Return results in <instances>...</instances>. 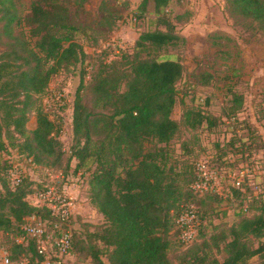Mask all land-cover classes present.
Listing matches in <instances>:
<instances>
[{"label": "trees", "instance_id": "1", "mask_svg": "<svg viewBox=\"0 0 264 264\" xmlns=\"http://www.w3.org/2000/svg\"><path fill=\"white\" fill-rule=\"evenodd\" d=\"M112 1L116 11L108 9L103 0L100 18L92 25L73 16V0H33L28 11L22 0H0L3 241L10 246L14 243L28 215L50 216V209L27 199L43 183L37 184L28 174L16 186L9 182L11 163L5 152L13 147L17 153L32 157L31 164L81 171L83 192L104 218L94 229L78 220L79 215L74 220V255L89 256L92 264H264V199L241 205L235 222L227 227L215 224L206 234L204 220L214 209L212 202L243 197L245 189L233 182L223 193L195 192L192 183L199 175L198 160L180 167L171 162L169 143L181 126L172 116L176 84L185 66L177 58H160L153 53L175 37V26L167 16L172 0H141L133 15L139 19L152 4L166 30H145L132 50L121 49L112 58L101 57L96 63L87 58L75 33L91 38L88 29L112 30L123 12L122 1ZM224 9L237 26L264 30V0H225ZM104 54L108 55V50ZM77 65H81L82 75L72 103V136L66 145L62 139L64 116L48 104L49 88L56 76ZM193 76L198 84H208L213 77L209 71ZM242 104L243 96L233 91L225 121L234 124ZM32 112L36 113V126L30 129ZM183 121L191 127L204 123L211 128L221 119L185 105ZM208 162L220 172L218 165ZM253 203L258 212L250 215ZM189 204H194L201 224L193 241L185 244L177 219ZM171 234L185 245L174 255ZM35 252L32 241L16 250L18 256ZM255 256L262 259L252 261Z\"/></svg>", "mask_w": 264, "mask_h": 264}, {"label": "rangeland", "instance_id": "2", "mask_svg": "<svg viewBox=\"0 0 264 264\" xmlns=\"http://www.w3.org/2000/svg\"><path fill=\"white\" fill-rule=\"evenodd\" d=\"M22 1L28 11L33 0ZM73 1V16L86 24H96L103 0ZM105 1L108 9L115 10L112 0ZM120 1L123 12L112 30L105 31L101 27L96 28L98 31L88 29V36L92 35L91 38L84 33H75L88 54L87 58L96 63L101 61V57L107 56L110 59L116 55V51L107 46L109 40L120 41L125 45L123 49L132 50L141 32L156 28L166 30L165 24L158 21L160 16L154 11L152 4L135 22L132 15L139 11L141 0ZM224 4L225 0H172L167 7V16L175 26V37L153 53L160 58H177L185 66V73L176 84L178 94L172 116L181 122V126L169 143L172 149L171 162L180 167L199 159L211 163L213 161L219 167L218 177L223 191H229L235 181L230 176L231 173L241 177L242 187L245 189L243 197L212 202L214 209L210 210L209 217L204 220V223L207 222L206 234L213 230L215 224L227 227L235 222L241 214V205L252 203L254 199H264V30L249 31L246 27L237 26L226 15ZM120 9L117 8L118 11ZM104 50H108V55L104 54ZM207 71L213 76L210 83H196L193 74ZM81 75V65L72 67L66 73L56 76L49 88L48 104L52 110L64 116L62 139L66 145L72 136V103ZM233 91L243 96V104L236 114L238 121L231 124L225 120L232 104ZM57 93L64 95V109L59 105ZM87 97H90L88 92ZM185 105L217 115L221 122L211 128L204 123L191 127L183 121ZM35 126L36 113L32 112L28 127L31 129ZM9 149L11 151H6L5 154L21 163L37 184H68L72 192L78 195V220L90 223V229L103 223L102 214L87 199L83 192V182L77 179L73 169L63 175H59L54 169L53 174H49L50 169L31 164L25 160L24 155L16 153L15 148ZM253 204L255 207L248 211L250 215L258 212V206ZM170 238L173 241V255L185 247L174 234ZM100 244L103 246L101 242ZM219 255L223 256L224 253ZM104 259L107 260V257L104 256ZM261 259L255 256L251 260ZM68 264H92V261L84 254L73 255Z\"/></svg>", "mask_w": 264, "mask_h": 264}, {"label": "built area", "instance_id": "3", "mask_svg": "<svg viewBox=\"0 0 264 264\" xmlns=\"http://www.w3.org/2000/svg\"><path fill=\"white\" fill-rule=\"evenodd\" d=\"M132 18L135 22L138 20L136 15H132ZM107 46L115 50L116 53L125 48L122 42H117L115 39L109 40ZM57 95L59 105L64 109V95L62 93H57ZM25 160L33 163L32 157L25 156ZM10 163L7 178L11 185L16 186L27 174L26 169L21 163L13 160V157H10ZM196 167L199 175L192 183L195 192L201 194L206 191L223 193L218 171L210 166L208 160H198ZM53 172V169L48 171L49 174H53ZM58 172L59 175L64 173L62 170H58ZM75 175L82 182L81 171ZM230 176L235 178L234 184L237 187L242 186L241 177L235 173H231ZM77 197L78 195L72 192L66 182H46L41 188L31 192L27 197L28 201L31 204L50 209V216L31 214L25 217V221L21 225L23 231L14 236L15 241L11 246L0 236V264H67L74 255V220L80 210ZM177 221L182 242L188 244L193 241L201 224L194 204L185 205ZM31 241L36 246V252L18 256L16 250Z\"/></svg>", "mask_w": 264, "mask_h": 264}]
</instances>
